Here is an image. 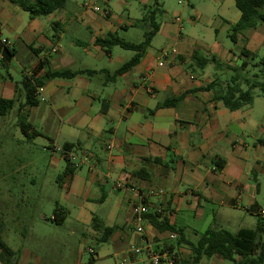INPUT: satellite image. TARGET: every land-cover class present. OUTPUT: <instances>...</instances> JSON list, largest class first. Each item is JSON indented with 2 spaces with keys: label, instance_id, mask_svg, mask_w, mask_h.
Wrapping results in <instances>:
<instances>
[{
  "label": "crops",
  "instance_id": "1",
  "mask_svg": "<svg viewBox=\"0 0 264 264\" xmlns=\"http://www.w3.org/2000/svg\"><path fill=\"white\" fill-rule=\"evenodd\" d=\"M138 1L141 11L142 6L152 2ZM219 1L222 5L227 0ZM98 3L104 7H98ZM239 17L240 13H232L228 19L221 18L228 36L230 25ZM139 19L119 17L110 0H67L62 9L38 18H30L16 5L0 0V50L1 41L6 40L11 52L9 60H5L3 51L0 60H14L22 75L20 83L9 74L0 80V99L14 101L9 112L0 116V136H13L8 126H19L23 120L30 131L39 133L33 138L45 142L43 149L52 156L58 154L65 162L56 185L50 184L57 189L52 201L58 211L50 217L41 215L43 223L59 228L73 219L76 224L89 225L98 241L102 229L110 228L112 233L101 243L110 242L125 264L147 262L129 251L139 241L131 223V194L114 188L123 174H128V183L141 191H164L161 198L149 199V214H155L160 201L159 220L164 218L183 235L185 229L176 226L178 215L192 211L194 219L203 220L208 217L205 209L210 205L218 208L212 212L214 219L234 221L242 210L255 216L257 223V210L262 207L257 199L264 190V120L260 125L262 120L249 119L247 109L253 103L244 107L246 110L229 111L212 100L211 92L200 91L212 81L213 74L206 71L207 67L203 71L190 67L195 49L183 40L178 15L162 30L173 40L169 48L152 52L150 43L132 69L116 75L134 53L128 51L132 55L125 60L114 52L116 47L106 52L95 41L115 35L137 44L126 41L121 34L138 28ZM261 38L256 29H250L231 41L236 46L240 44L238 50L214 42L205 56L236 67L248 60L240 55L241 50L255 56V48L250 46H257ZM161 50L166 51L165 56L160 55ZM60 71L93 74L46 79L47 72ZM35 81L42 85L35 91L37 105L29 106L25 104L24 90L28 82ZM182 93L185 95L175 105L157 107ZM12 115L17 116L16 123ZM107 145L110 149H106ZM55 147L72 151L76 158L64 160ZM221 160L224 163L218 168ZM13 163L11 156H5L0 165ZM83 167H87L86 174L82 173ZM67 170L70 173L64 175ZM43 188L44 184H40L39 189ZM143 226L156 245L168 242L171 231L156 230L148 219ZM54 232L48 244L62 242L57 230ZM202 232L194 231L195 237ZM187 247L180 246L182 261L193 264ZM27 253L26 250L18 257L16 264L52 263ZM210 259V264H222L223 260L218 256Z\"/></svg>",
  "mask_w": 264,
  "mask_h": 264
},
{
  "label": "rangeland",
  "instance_id": "2",
  "mask_svg": "<svg viewBox=\"0 0 264 264\" xmlns=\"http://www.w3.org/2000/svg\"><path fill=\"white\" fill-rule=\"evenodd\" d=\"M80 1V0H79ZM164 13L157 18L161 31L153 38L150 50L155 52L163 47H170L173 40L171 35L162 33L163 28L170 24L174 15H178L181 20V36L188 42L189 46L194 47L203 55H208L212 44L218 43L227 49L238 50L234 45L225 29L227 27L221 18L228 19L232 13H239L235 8L233 0H227L222 5L219 0H159ZM98 7H104L102 3ZM110 5L119 17L140 18L141 3L138 0H127L125 3L117 0H110ZM264 11V8H263ZM227 12V14H224ZM226 15V16H222ZM215 29L218 31L216 32ZM263 38L264 25L259 23L257 28ZM143 29L131 28L123 37L129 42H140L142 40ZM259 38V37H258ZM261 41L257 46L251 45L253 50L254 62L264 54V47ZM118 56L130 57L131 52L114 48ZM236 53V52H235ZM239 54V51H237ZM220 57V56H218ZM250 61V63H254ZM227 65V64H226ZM230 66V65H227ZM234 67V66H231ZM210 70L215 75H220L215 71L213 65H209L206 71ZM256 68L252 69V72ZM10 75L14 81L21 82L22 75L14 60L5 62L0 60V80ZM254 102L249 110V119L263 124L264 120V93L261 90H253ZM13 110V114H16ZM243 110H246L245 108ZM13 116V115H12ZM16 123L17 116L14 115ZM8 133L13 136H0V163L5 156H11L14 163L11 166L2 167L0 165V229L1 239L10 247L18 258L25 253L30 257H41L42 262H52L51 264H125L121 257L117 256L113 245L110 242L101 243L95 239L91 227L76 224L73 219H69L63 227H52L45 225L41 215L50 217L54 211L55 190L50 184L57 183V178L65 168V162L59 159V155L52 156L43 149V142L40 138L27 140L21 134L19 126H8ZM19 139V140H18ZM82 173H87V167H83ZM44 184L42 190L39 185ZM258 197L257 202L264 206V190ZM217 206H207L205 211L208 217L203 220L194 219L192 211L178 215L176 226L185 229V239L191 243L196 241L194 231L202 232L206 228H221L230 232L239 229H252L256 223V217L244 211L237 212V219L229 222H222L214 219L212 212L217 211ZM27 212V213H25ZM20 216L23 219H18ZM29 216V217H28ZM214 219V220H213ZM56 228V229H55ZM60 235V244H48V239H53L54 231ZM74 231V234L71 233ZM189 249V247H187ZM93 250L94 254L89 251ZM211 259L203 257L200 262L195 264H210ZM182 264L184 262L182 261ZM222 264H230L222 260Z\"/></svg>",
  "mask_w": 264,
  "mask_h": 264
},
{
  "label": "trees",
  "instance_id": "3",
  "mask_svg": "<svg viewBox=\"0 0 264 264\" xmlns=\"http://www.w3.org/2000/svg\"><path fill=\"white\" fill-rule=\"evenodd\" d=\"M6 1L19 7L22 11L26 12L30 18L45 17L62 9L67 2V0ZM233 2L235 8L240 13L238 21L229 27V37L231 41L234 42L236 35L250 29H256L259 23L264 25V0H233ZM142 11V16L136 23V27L143 29V38L141 42L137 44L128 43L115 35H109L106 38L96 39L95 41V44L106 52H109L113 47H119L134 53L133 56L117 70L116 75L132 69L139 62L159 30L157 18L163 14L159 0H152L150 5L142 6ZM262 44L264 47V35ZM10 55V51H4L5 60H9ZM240 55L248 60L242 61L241 64L236 67L227 66L213 57L208 58L197 50L192 52L190 58V67L203 71L208 65H213L215 71L220 73V75H215L212 81L201 88L200 91L211 92L212 100L229 111H236L251 106L254 101L253 90L259 89L264 93V54L257 62H254V55L252 56L250 52L245 49L241 50ZM250 61L254 63L251 64ZM253 68H256V71L252 72ZM79 74L92 75L93 72H47L46 79L72 78ZM41 85L40 81H35L34 84L30 82L27 83V87L24 90L26 105H37L35 91L36 88L41 87ZM185 93L171 98L157 107L175 105L181 100ZM190 93H193V91H190ZM13 104V100L0 99V116H4L8 113ZM19 127L22 134L28 139L39 135L36 131H30V126L23 120H20ZM223 163L224 162L221 160V163L217 165V167L220 168ZM69 173L70 170H67L64 172V175ZM56 211H58L57 207L54 210V214H56ZM146 218L158 231L177 232L178 238L176 240V245H188L191 251L193 264L197 263L203 257L211 258L213 256H218L230 262V264H264V219L260 216L253 229H239L236 232H230L221 228H208L204 232L197 234V239L194 243L188 242L184 238L181 230L169 226L164 218L159 220V215L148 214ZM95 225L96 224L93 223V226ZM95 229H99V226ZM111 233L112 230L110 228L102 229V237L99 239V242L104 241ZM0 263H17L15 253L1 239Z\"/></svg>",
  "mask_w": 264,
  "mask_h": 264
},
{
  "label": "built area",
  "instance_id": "4",
  "mask_svg": "<svg viewBox=\"0 0 264 264\" xmlns=\"http://www.w3.org/2000/svg\"><path fill=\"white\" fill-rule=\"evenodd\" d=\"M187 2V0H183ZM2 48L0 50V59H3V51H10V45L6 40L1 41ZM166 51L161 50L160 55L165 56ZM106 149H110V146H106ZM54 150L60 153L64 160L72 161L76 157L74 153L68 149L55 147ZM84 161L87 162L88 158L85 157ZM82 161H79L81 163ZM75 166H78L75 165ZM130 176L128 174H123L114 183V188L116 190H127L131 194V223L133 227V232L137 236L139 245H132L129 251L132 256L139 258L144 257L147 264H182V250L180 246L176 245L177 235L173 232L168 234V242L156 245L151 238L148 237L144 229V221H146V216L149 214V199L152 197L161 198L164 195L163 190L149 189L147 191H141L135 186L128 183ZM162 210V205L160 201L157 202L155 208V214H159ZM257 215L264 219V206L258 208ZM91 254L92 250L89 251Z\"/></svg>",
  "mask_w": 264,
  "mask_h": 264
}]
</instances>
